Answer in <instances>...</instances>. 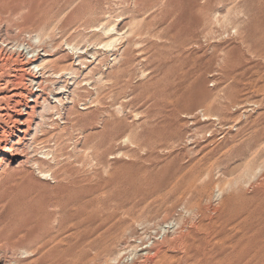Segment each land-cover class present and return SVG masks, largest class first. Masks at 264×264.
<instances>
[{
    "label": "rangeland",
    "instance_id": "1",
    "mask_svg": "<svg viewBox=\"0 0 264 264\" xmlns=\"http://www.w3.org/2000/svg\"><path fill=\"white\" fill-rule=\"evenodd\" d=\"M0 36L50 54L28 108L0 57V264H264V0H0Z\"/></svg>",
    "mask_w": 264,
    "mask_h": 264
},
{
    "label": "bare ground",
    "instance_id": "2",
    "mask_svg": "<svg viewBox=\"0 0 264 264\" xmlns=\"http://www.w3.org/2000/svg\"><path fill=\"white\" fill-rule=\"evenodd\" d=\"M3 37H1L0 36V57L1 58H10V59H13L14 61H15V57H20V58H22L21 57V55H25V53H23V50H21V51H19V52H14V50H12V49H14V47H13V44L11 45V43L10 42H5V40H3L2 39ZM38 43V42H37ZM16 44V43H15ZM28 45V44H27ZM20 50V49H19ZM26 50H27V52L26 53H29V54H31V56H26V58H22V60H21V63H20V67H19V69L21 70V72H23V73H25V70L26 69H28L26 72H28V73H26V76H28V78L27 77H25L24 79L25 80H27V82H28V85H29V87L31 86H33V88H34V86L36 87V89L33 91V92H27V97H25V98H27L26 99V103L25 104H23V107H26V108H28V103H30V102H33V103H35V100H36V98L40 95V93L44 90V87H43V85H42V81H43V76L45 75V69H44V67H42L40 64H35L37 61H38V59L39 58H41V56H44V57H48V56H50V54L49 53H47L46 51H45V49H43L42 47H41V45L39 44V45H37V47H36V49L35 48H33L31 45H28L27 46V48H26ZM39 55H41V56H39ZM25 57V56H24ZM3 58V59H4ZM17 59V58H16ZM25 59V60H24ZM4 60H6V63H7V59H4ZM2 61V60H1ZM4 62V61H3ZM10 62V61H9ZM22 62L23 63H25L24 65L22 64ZM12 63V62H11ZM14 63V62H13ZM12 63V64H13ZM16 63V62H15ZM8 64V63H7ZM6 64V65H7ZM28 66V68H27V66ZM2 66V65H1ZM30 66H32L31 68L33 69V68H37V70H36V72H33L32 71V69L30 68ZM9 67V66H8ZM47 68V67H46ZM13 69H15V67L13 68ZM3 70V69H2ZM4 71V70H3ZM14 72V71H13ZM51 72V71H50ZM22 73V74H23ZM19 75V74H18ZM13 76V75H12ZM15 77V76H14ZM13 77V78H14ZM18 77V76H17ZM17 81V80H16ZM7 82V81H6ZM11 83H13V81L11 80L10 81ZM10 83V84H11ZM7 84H8V82H7ZM15 85V84H14ZM30 89V88H29ZM31 90V89H30ZM33 90V89H32ZM31 90V91H32ZM38 92V93H37ZM23 95H25V94H23L22 92H20V90H13V92L11 93V95L10 96H13V97H21V96H23ZM26 96V95H25ZM34 98V99H30V98ZM17 101H16V106H17ZM14 104V103H13ZM13 107H14V105H12ZM11 106V107H12ZM30 107V106H29ZM32 107V106H31ZM9 108V107H8ZM2 109V108H1ZM4 109V108H3ZM24 111L23 110V108H21V109H18L17 111ZM18 112L17 114H15V107H14V111H13V109L11 110V112L10 113H6L5 115V118L7 119V120H9V119H11L14 123H23L24 122V120H22V122H21V118L19 119V117L21 116V113L22 112ZM6 112H7V110H6ZM25 114V113H24ZM23 115V114H22ZM1 116V119H2V115H0ZM3 120H5V119H3ZM6 120V121H7ZM10 121V120H9ZM8 121V122H9ZM1 122V121H0ZM5 123V122H4ZM14 123H11V124H14ZM3 125H5V124H3ZM7 126V125H6ZM11 127H12V125H11ZM15 127V126H14ZM2 128V127H1ZM4 128V127H3ZM6 130V129H5ZM4 130V131H5ZM10 130V129H9ZM2 131H3V129H2ZM1 131V132H2ZM18 131L20 132V133H24L25 132V130L23 129V130H20V129H18ZM14 133V132H13ZM8 134V133H7ZM9 135V134H8ZM24 135V134H23ZM4 137H6V134L3 132V134L2 135H0V163L3 161V159H4V157L7 155V154H9V153H11V154H13V155H16V153H14L13 151H12V148H14L15 147V145L16 144H18L17 142L19 141V137L20 136H18L16 139L17 140H15V138L13 139H11L10 140V144H8V141H3V138ZM5 139H7V138H5ZM9 139V138H8ZM14 151H15V148H14ZM13 152V153H12ZM214 233V232H213ZM222 234H223V232H222ZM220 236V235H219ZM174 242V241H173ZM220 242H222V241H220ZM211 243V242H210ZM154 244V243H153ZM181 244H182V241H181ZM221 244V243H220ZM183 245V244H182ZM216 245V244H215ZM223 246H224V244H223ZM151 249V251H152V246L150 247ZM155 249V248H154ZM153 249V250H154ZM187 248L185 247V250H186ZM185 250H184V253H185ZM149 251V250H148ZM151 251H149V253L151 252ZM202 251H203V249H202ZM212 251V250H211ZM154 252V251H153ZM160 252V251H159ZM187 252V251H186ZM208 252V254H209V249H205L204 250V252H203V254L205 255L206 253ZM227 252V251H226ZM146 253H148V252H146ZM148 253V254H149ZM215 253H216V256L218 257V259H219V261H217V263L218 264H223L222 262H221V260L220 259H224V257L226 256V253H225V248L224 247H220L219 249H218V251L215 249ZM156 254V253H155ZM187 254V255H186ZM185 254V263H186V261H188L189 260V254L188 253H186ZM202 254V253H201ZM166 255V254H165ZM206 256V255H205ZM223 257V258H222ZM242 257V256H241ZM160 258V257H159ZM218 259H216V260H218ZM216 260H214V261H216ZM194 261V260H193ZM234 261V260H233ZM199 262V261H198ZM229 262V261H228ZM3 264H6V262H3ZM7 264H20V262L18 261V260H13L12 261V263H11V261L9 262V263H7ZM122 264V263H121ZM202 264V263H201ZM229 264V263H228Z\"/></svg>",
    "mask_w": 264,
    "mask_h": 264
}]
</instances>
